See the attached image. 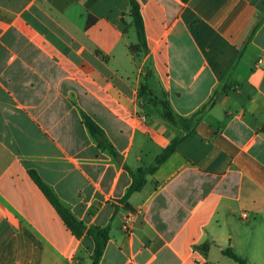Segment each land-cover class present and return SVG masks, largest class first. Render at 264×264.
<instances>
[{"label": "crops", "instance_id": "obj_1", "mask_svg": "<svg viewBox=\"0 0 264 264\" xmlns=\"http://www.w3.org/2000/svg\"><path fill=\"white\" fill-rule=\"evenodd\" d=\"M136 1L139 55L129 0H0V264H93L31 171L100 264H264V0Z\"/></svg>", "mask_w": 264, "mask_h": 264}, {"label": "trees", "instance_id": "obj_2", "mask_svg": "<svg viewBox=\"0 0 264 264\" xmlns=\"http://www.w3.org/2000/svg\"><path fill=\"white\" fill-rule=\"evenodd\" d=\"M187 2L188 0H183ZM129 17L132 19L131 25L136 30L137 34V42L135 44H131L130 51L134 55L146 54L148 52V43L145 32L144 20L140 11V5L136 0H129ZM144 96L150 103H158L159 101L151 99L150 93L148 92V88L143 86L141 89V94ZM160 103L164 107L166 117L172 122H185L186 120L182 117L178 116L172 109L169 101L167 99H161ZM84 123L91 132V134L98 139L100 146L105 147L108 145V141L106 139V135L104 130L99 126V124L92 119L89 115L84 114ZM183 138H178L172 141L170 146L165 150V152L158 157L156 166L148 169V171H141L139 174L131 173L133 176V184L128 190L126 198H128L134 192L140 191L146 184V174L154 173L159 165L164 163L171 154H173L176 150L177 145L181 142ZM34 181L38 184L40 189L47 196L49 201L54 205L59 215L64 220L67 227L72 231V233L81 238L83 235H88L93 238L95 242V247L92 254L93 264H100V261L104 255V251L106 249L107 243L109 241V229L101 228V227H90L87 228L86 225L80 221L72 211L61 202V200L57 197L55 192L50 188L38 175L36 171L30 172ZM224 254L231 259L235 260L239 264H248L247 261L234 253V251L229 248L224 251Z\"/></svg>", "mask_w": 264, "mask_h": 264}, {"label": "built area", "instance_id": "obj_3", "mask_svg": "<svg viewBox=\"0 0 264 264\" xmlns=\"http://www.w3.org/2000/svg\"><path fill=\"white\" fill-rule=\"evenodd\" d=\"M126 228H128V227H126Z\"/></svg>", "mask_w": 264, "mask_h": 264}]
</instances>
